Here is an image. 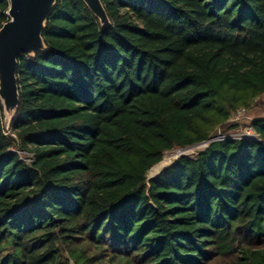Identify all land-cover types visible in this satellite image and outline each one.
I'll return each instance as SVG.
<instances>
[{
    "label": "trees",
    "instance_id": "obj_1",
    "mask_svg": "<svg viewBox=\"0 0 264 264\" xmlns=\"http://www.w3.org/2000/svg\"><path fill=\"white\" fill-rule=\"evenodd\" d=\"M100 3L56 0L0 104V264H264V118L215 139L264 95V0Z\"/></svg>",
    "mask_w": 264,
    "mask_h": 264
},
{
    "label": "water",
    "instance_id": "obj_2",
    "mask_svg": "<svg viewBox=\"0 0 264 264\" xmlns=\"http://www.w3.org/2000/svg\"><path fill=\"white\" fill-rule=\"evenodd\" d=\"M101 26L108 24L100 0H80ZM56 0H8V20L0 28V104L6 126L18 107V58L46 52L42 39L45 23Z\"/></svg>",
    "mask_w": 264,
    "mask_h": 264
},
{
    "label": "rangeland",
    "instance_id": "obj_3",
    "mask_svg": "<svg viewBox=\"0 0 264 264\" xmlns=\"http://www.w3.org/2000/svg\"><path fill=\"white\" fill-rule=\"evenodd\" d=\"M255 118H264V95L261 96L255 105L250 109H245L243 113H235L233 117H231L229 124H227L233 128L230 129L227 126V128L225 127L223 130L227 129V135H236L243 131V129ZM205 146L206 144H200L196 147H189L184 150H174L172 152L165 153L162 161L154 167V170L152 169L147 173V178L150 179L158 175L165 168L171 166L181 155L194 157Z\"/></svg>",
    "mask_w": 264,
    "mask_h": 264
},
{
    "label": "built area",
    "instance_id": "obj_4",
    "mask_svg": "<svg viewBox=\"0 0 264 264\" xmlns=\"http://www.w3.org/2000/svg\"><path fill=\"white\" fill-rule=\"evenodd\" d=\"M239 112L243 113L244 110H241ZM232 117H233V115H232ZM215 139L220 140V141L225 140V139L258 141V136L254 133L251 126L248 125L243 129V131H241L240 133H238L236 135H227V134L220 135L219 134V135H217V137ZM196 146H198V145H194L192 147H196Z\"/></svg>",
    "mask_w": 264,
    "mask_h": 264
},
{
    "label": "bare ground",
    "instance_id": "obj_5",
    "mask_svg": "<svg viewBox=\"0 0 264 264\" xmlns=\"http://www.w3.org/2000/svg\"><path fill=\"white\" fill-rule=\"evenodd\" d=\"M152 169L154 170V167H153ZM152 169H151V170H152ZM155 171H156V170H155ZM155 173H156V172H155Z\"/></svg>",
    "mask_w": 264,
    "mask_h": 264
}]
</instances>
